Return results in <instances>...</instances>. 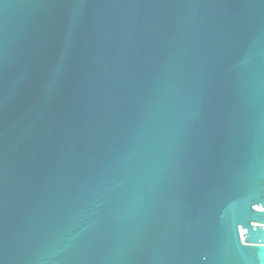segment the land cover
I'll return each instance as SVG.
<instances>
[{
	"label": "water",
	"instance_id": "water-1",
	"mask_svg": "<svg viewBox=\"0 0 264 264\" xmlns=\"http://www.w3.org/2000/svg\"><path fill=\"white\" fill-rule=\"evenodd\" d=\"M0 264H264V0H0Z\"/></svg>",
	"mask_w": 264,
	"mask_h": 264
}]
</instances>
